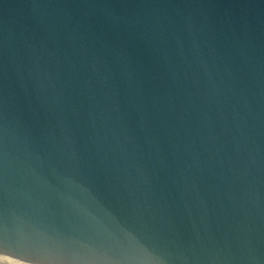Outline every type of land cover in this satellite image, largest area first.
<instances>
[{
  "label": "water",
  "instance_id": "water-1",
  "mask_svg": "<svg viewBox=\"0 0 264 264\" xmlns=\"http://www.w3.org/2000/svg\"><path fill=\"white\" fill-rule=\"evenodd\" d=\"M0 246L264 264V0H0Z\"/></svg>",
  "mask_w": 264,
  "mask_h": 264
},
{
  "label": "bare ground",
  "instance_id": "bare-ground-1",
  "mask_svg": "<svg viewBox=\"0 0 264 264\" xmlns=\"http://www.w3.org/2000/svg\"><path fill=\"white\" fill-rule=\"evenodd\" d=\"M0 264H37L0 253Z\"/></svg>",
  "mask_w": 264,
  "mask_h": 264
},
{
  "label": "snow or ice",
  "instance_id": "snow-or-ice-1",
  "mask_svg": "<svg viewBox=\"0 0 264 264\" xmlns=\"http://www.w3.org/2000/svg\"><path fill=\"white\" fill-rule=\"evenodd\" d=\"M3 250V248H2V246H0V251H2ZM17 259H21V260H25V259H27V258H24V257H16Z\"/></svg>",
  "mask_w": 264,
  "mask_h": 264
}]
</instances>
